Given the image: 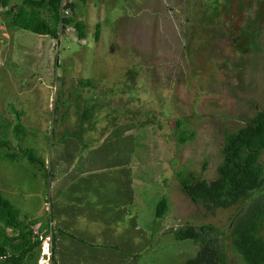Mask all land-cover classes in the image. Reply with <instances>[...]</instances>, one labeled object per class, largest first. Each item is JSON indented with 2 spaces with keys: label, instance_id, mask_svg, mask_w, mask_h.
I'll return each mask as SVG.
<instances>
[{
  "label": "rangeland",
  "instance_id": "374dc122",
  "mask_svg": "<svg viewBox=\"0 0 264 264\" xmlns=\"http://www.w3.org/2000/svg\"><path fill=\"white\" fill-rule=\"evenodd\" d=\"M69 2L85 22V39L74 25L59 39L8 28L0 14V137L8 142L0 157L14 153L0 160V191L21 219L42 224L64 201L59 217L76 229L74 239L89 245L90 229L103 242L96 258L115 255L116 264H183L198 245L168 230L189 223L218 228L231 263L246 264L231 251L242 205L209 210L194 203L176 173L186 167L216 179L226 133L263 107L264 0ZM254 25L259 35L248 37L243 30ZM179 119L196 134L183 145ZM85 169L91 173L81 176ZM163 196L168 210L158 219ZM115 211L135 219L123 222ZM51 239L37 264H52ZM79 247V264H87L94 248Z\"/></svg>",
  "mask_w": 264,
  "mask_h": 264
},
{
  "label": "trees",
  "instance_id": "16d2710c",
  "mask_svg": "<svg viewBox=\"0 0 264 264\" xmlns=\"http://www.w3.org/2000/svg\"><path fill=\"white\" fill-rule=\"evenodd\" d=\"M10 1L0 0V14L8 28L17 27L59 39L62 30L74 25L78 28V36L82 39L86 37L85 22L78 21L74 12L76 2L67 0L63 6V0H23L21 4L13 7L10 6ZM217 12L215 8L214 14ZM243 31L248 37L259 35L260 32L258 28L256 31H251L250 28ZM99 36L100 26L97 25L96 39ZM83 81L86 84L89 82L82 80V85ZM16 113L15 128L18 132L22 129L21 112ZM88 115V109L82 111V117L87 118ZM184 122V119L176 120V138L179 145L193 140L196 136L194 131L187 129ZM4 147H8V142L6 136L2 135L0 148ZM29 154L31 150L23 151L24 156L29 157ZM263 154L264 105L244 126L226 133L216 179L208 181L197 176L195 172L188 171L186 167L176 173L181 191L194 203H202L209 210L242 205L231 228V251L246 264H264ZM0 160L12 161L14 153L7 152ZM49 176L51 177L50 174ZM155 207L156 217L163 218L168 210L167 198L161 197ZM20 216V211L0 191V264H37L42 245L40 237L43 238L50 232L53 244L51 258L52 264H55L53 250L57 237L63 233L53 225L56 215L50 213L49 223L44 222L38 229V234H34L33 228L39 223L38 219H29L28 216L21 219ZM168 233H172L177 240L190 239L198 245L196 255L183 264H232L226 246L219 238L222 232L211 224L189 223L169 229ZM134 257L138 259L140 256L137 254Z\"/></svg>",
  "mask_w": 264,
  "mask_h": 264
},
{
  "label": "crops",
  "instance_id": "0c3cea01",
  "mask_svg": "<svg viewBox=\"0 0 264 264\" xmlns=\"http://www.w3.org/2000/svg\"><path fill=\"white\" fill-rule=\"evenodd\" d=\"M87 161L88 160H86L85 162H87ZM89 173H91V172L86 171V169L82 170L81 176H84V175L89 174ZM62 198H64V194H62ZM56 201L58 202L59 200H56ZM63 202L64 201H62L60 203L61 205H58V207L60 208V212L57 213L56 217H54L55 218V220H54L55 224H53V225L54 226L56 225L57 229H60L61 231H63V233L61 235H59V237H57V242L55 243V247L53 250L54 251V254H53L54 255V261H55L54 263L55 264H73L72 262H74L76 264H79V262H80L79 258L80 257H77V255H81L82 252H81L79 246L83 243L85 246L94 248V250L89 249V256H92V255H94V256H93V259H91V261L88 262L87 264H116L113 260L116 257L115 255L113 256V258L109 257L107 254H106V256H107L106 258H103V257L102 258H100V257L96 258L97 250H98V248H100L99 245L103 242H100V240L98 238H96L97 234L94 235L93 233H91L90 229H87V233L89 231V234H90L89 239H88L89 245L85 244V240H83V239L82 240H79V239L75 240L74 239V238H77V234L75 233L76 229H74V227L72 225H67L66 222H63V220L61 221V218L59 217V215L61 213H63V212L65 213V211H66L65 207H62ZM115 212H116L117 216L119 217V219L122 220L123 222L135 219V218L131 217L132 214L130 212L125 213L124 215H119L117 213V211H115ZM61 215H63V214H61ZM39 223H41V222L39 221ZM41 225H43V224L41 223ZM136 228L138 229V225L135 224L134 225V229H135L134 231H135V233L138 234V236H141L142 234H140ZM72 229H73V233L75 234V236L73 234L74 237L69 236L68 230H72ZM118 239H120V238H118ZM118 239H117V241H119ZM140 239H141V237H139V240ZM67 240H69L70 243H68V242L65 243V241H67ZM116 246L118 247L119 245H116ZM119 251L120 250H117L116 255L119 253ZM87 261H88V259H87Z\"/></svg>",
  "mask_w": 264,
  "mask_h": 264
},
{
  "label": "clouds",
  "instance_id": "9594fccd",
  "mask_svg": "<svg viewBox=\"0 0 264 264\" xmlns=\"http://www.w3.org/2000/svg\"><path fill=\"white\" fill-rule=\"evenodd\" d=\"M37 224H38V223H37ZM37 224L35 225V226H37V228H36L37 231H34V234H38V232H39L38 229L40 228V226H38ZM35 226H34V227H35ZM34 227H33V228H34ZM34 229H35V228H34ZM49 234L52 235L51 232H50ZM49 234H47L46 236H49ZM46 236H44L43 238H41V239H42V244L45 242V240H46ZM52 245H53V244H52V239H51V245H50L51 256H52Z\"/></svg>",
  "mask_w": 264,
  "mask_h": 264
},
{
  "label": "built area",
  "instance_id": "2783aa9c",
  "mask_svg": "<svg viewBox=\"0 0 264 264\" xmlns=\"http://www.w3.org/2000/svg\"><path fill=\"white\" fill-rule=\"evenodd\" d=\"M65 13H68V11H65ZM40 238H42V237H40Z\"/></svg>",
  "mask_w": 264,
  "mask_h": 264
}]
</instances>
